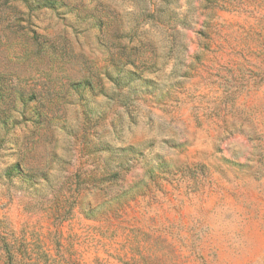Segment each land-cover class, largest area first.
Returning a JSON list of instances; mask_svg holds the SVG:
<instances>
[{
    "label": "rangeland",
    "instance_id": "obj_1",
    "mask_svg": "<svg viewBox=\"0 0 264 264\" xmlns=\"http://www.w3.org/2000/svg\"><path fill=\"white\" fill-rule=\"evenodd\" d=\"M0 264H264V0H0Z\"/></svg>",
    "mask_w": 264,
    "mask_h": 264
}]
</instances>
